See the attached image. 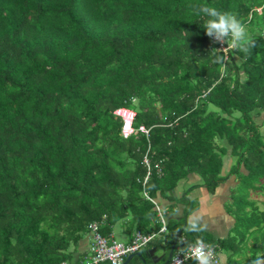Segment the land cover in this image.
<instances>
[{
	"label": "trees",
	"instance_id": "trees-1",
	"mask_svg": "<svg viewBox=\"0 0 264 264\" xmlns=\"http://www.w3.org/2000/svg\"><path fill=\"white\" fill-rule=\"evenodd\" d=\"M204 4L243 21L254 48L220 49L196 15ZM120 107L149 136L123 137ZM260 116L264 0H0V264H83L88 252L74 253L94 223L105 237L117 223L131 239L159 232L144 190L188 217L196 204L176 186L196 172L214 191L230 150L236 224L217 242L264 259V209L251 198L264 191ZM187 222L169 218L129 264H154L150 249L168 252L180 230L177 248L211 241Z\"/></svg>",
	"mask_w": 264,
	"mask_h": 264
},
{
	"label": "crops",
	"instance_id": "crops-1",
	"mask_svg": "<svg viewBox=\"0 0 264 264\" xmlns=\"http://www.w3.org/2000/svg\"><path fill=\"white\" fill-rule=\"evenodd\" d=\"M258 122L260 123L261 121ZM236 162L237 160L235 157H233L231 150L228 151V153L225 155L224 158V167L222 170V174L224 175L228 174V179L226 181L221 182L214 191H211L208 188L207 184L203 183L202 177L196 172L190 173L187 177L180 180V182L175 188L176 196L182 197L185 194V192L190 191L188 196L196 204V208L188 217H184L185 205H180L176 209V213L174 215H171V214H167L168 202L166 200H162L160 204L162 203L165 207L167 206L166 207L167 209L164 208L166 212L167 221L169 218H176L178 220L184 218L186 224V221H188L190 217L199 214L203 217L204 222L207 224L205 237L211 239V241L208 242L219 244V242L217 241L226 239L228 236H230L236 224V219L232 215V213H230L229 206L232 202L233 190L239 184L237 176L234 174H230V171L233 165L236 164ZM233 178H235V180H233ZM122 229L124 230V227ZM112 237L114 238L113 232H112ZM130 240H131V236L128 235L126 242ZM89 245H90V238L87 235L81 241L77 251L74 253V261L78 260V258H80L82 253L84 252L87 253L89 251ZM168 252H166V255L168 254ZM163 253L164 251L161 252L156 250L157 255H161ZM165 259L166 258H164L162 261H160L157 264H163ZM253 261L254 260L252 259L250 253L246 252V249L241 254L240 253L233 254L230 251L224 249L221 250L220 264H252ZM261 261L262 264H264V259H262ZM107 264L110 263L108 262Z\"/></svg>",
	"mask_w": 264,
	"mask_h": 264
},
{
	"label": "built area",
	"instance_id": "built-area-1",
	"mask_svg": "<svg viewBox=\"0 0 264 264\" xmlns=\"http://www.w3.org/2000/svg\"><path fill=\"white\" fill-rule=\"evenodd\" d=\"M224 50H228V46L221 45ZM124 107H120L115 111H118V115H120L121 110ZM128 110V109H127ZM136 113L133 110H128V117L126 116L125 120L122 123L121 134L123 137L128 138L132 136L136 131H140L146 136H149L150 128L145 125H140L138 129L134 126ZM145 165L150 168L151 161L147 155L144 157ZM150 171H148L146 177L144 178L143 183L145 184L148 181ZM144 195L154 201L156 203V209L158 212V217L161 222V228L159 232L153 233H143L141 231L135 232L133 238L128 242H122L115 240L112 236L105 237L101 232H99L98 225L96 223L91 225V236L92 241L89 245L88 255L84 259L83 264H100L102 262H109L110 264H123L128 257V255L132 253H136L140 251L141 248L145 247L148 243H150L154 237L159 235L160 233L167 232V219L166 212L164 207L157 203L149 193L144 190ZM211 245L214 249V259L213 264H220L221 262V247L217 243L205 242ZM179 258L182 261V264H196V261L190 259L188 256L184 255L181 248H177L174 251V254L170 261L167 264H176V260ZM61 264H67L66 262H62Z\"/></svg>",
	"mask_w": 264,
	"mask_h": 264
},
{
	"label": "clouds",
	"instance_id": "clouds-1",
	"mask_svg": "<svg viewBox=\"0 0 264 264\" xmlns=\"http://www.w3.org/2000/svg\"><path fill=\"white\" fill-rule=\"evenodd\" d=\"M196 15L204 18L203 29L205 34L213 42L219 43L220 49L224 52L228 53L232 48L248 54L254 48L255 42L247 30L246 24L234 14L204 4L196 9ZM221 45L228 46V50H224ZM223 59V57L217 56L215 62H222ZM185 230L192 233H202L207 230V224L201 215L196 214L188 219ZM182 252L196 261V264H213L214 249L202 238H197L194 243L187 244ZM176 264H182V261L177 258ZM252 264H262L260 257H257Z\"/></svg>",
	"mask_w": 264,
	"mask_h": 264
},
{
	"label": "rangeland",
	"instance_id": "rangeland-1",
	"mask_svg": "<svg viewBox=\"0 0 264 264\" xmlns=\"http://www.w3.org/2000/svg\"><path fill=\"white\" fill-rule=\"evenodd\" d=\"M123 109H125V110H121V113H120V117L123 119V120H125V118H126V116L128 117V110H132L131 108H129V107H124ZM128 109V110H127ZM134 111V110H133ZM118 113V111L116 112L115 111V114L116 115H118L117 114ZM136 113V112H135ZM260 118H263V116H260V117H257V120L258 121H260ZM262 130L264 131V126L262 127ZM144 161V160H143ZM234 175H236L237 177H239V175H237V174H234ZM233 180H235V178H233ZM236 189V188H235ZM235 189L233 190V191H235ZM251 198H253V199H255V200H257V202H258V204H259V206L261 207V208H263L264 209V191L262 192V191H256V192H252V195H251ZM124 226L121 224V223H117L114 227H113V234H114V238H115V240H117V241H124V242H126V239L128 238V233L125 231V230H123L122 228H123ZM124 229H125V227H124ZM245 243L246 242H244V244H243V246H245ZM251 246H253V244H251L250 245V247ZM89 252V251H88Z\"/></svg>",
	"mask_w": 264,
	"mask_h": 264
},
{
	"label": "water",
	"instance_id": "water-1",
	"mask_svg": "<svg viewBox=\"0 0 264 264\" xmlns=\"http://www.w3.org/2000/svg\"><path fill=\"white\" fill-rule=\"evenodd\" d=\"M182 233H183V230H180V231L176 234L175 241H174V243L172 244V246L170 247L169 252H168L167 255H166V252H164V253L161 254V255H157V254H156V250H154V249H151V250H150V253H151L152 258H153V262H154L155 264L159 263V262L162 261L164 258H166V259H165V261H164L163 264H167V263L170 261V259L172 258L173 254H174V251H175V249H176V247H177V241H178V239L181 237ZM140 255H141V252H136V253H132V254L128 255V257L126 258V260H125V262H124L123 264H129V262H130L135 256H140ZM144 262H145V264L147 263V261H146L145 258H144Z\"/></svg>",
	"mask_w": 264,
	"mask_h": 264
}]
</instances>
